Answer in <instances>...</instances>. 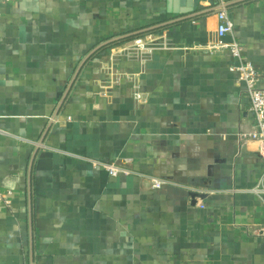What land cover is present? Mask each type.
I'll list each match as a JSON object with an SVG mask.
<instances>
[{
	"label": "crops",
	"instance_id": "crops-1",
	"mask_svg": "<svg viewBox=\"0 0 264 264\" xmlns=\"http://www.w3.org/2000/svg\"><path fill=\"white\" fill-rule=\"evenodd\" d=\"M222 1L234 25L223 42L264 76V0L1 4L0 264H264V201L251 192L263 148L242 137L255 116L230 70L239 61L211 50L217 11L148 35L160 45L145 59L121 54L134 41L96 54L55 117L100 44ZM93 161L132 173L111 178Z\"/></svg>",
	"mask_w": 264,
	"mask_h": 264
},
{
	"label": "built area",
	"instance_id": "built-area-1",
	"mask_svg": "<svg viewBox=\"0 0 264 264\" xmlns=\"http://www.w3.org/2000/svg\"><path fill=\"white\" fill-rule=\"evenodd\" d=\"M11 0H0V17H1V4L9 3ZM225 2H221L217 7V19H218V35L220 38L219 43L216 46H212L211 50L213 51H229L231 55L239 61V64L232 67L230 70L232 73L237 74L238 82L244 87L245 92L250 101L251 112L255 116V124L253 130L248 134H243V138H249L254 141L261 143L263 151L262 155L264 157V76L259 73L256 67L248 62L242 60L241 53L242 47L240 43H224L223 39L233 34L234 25L229 20ZM159 43L152 36L148 38H139L134 40L133 45L128 49L123 51L121 54L128 55L134 54L133 57H150L154 54L155 51L159 49ZM107 79L109 83H113L114 79L120 81V75H112L110 68L106 71ZM113 77H112V76ZM115 77V78H114ZM133 80V78H132ZM132 97L138 107L143 106L146 103V98L144 93L141 91L139 81L135 79L133 81V93ZM56 118L52 121L54 122ZM0 134L9 136L5 131L0 130ZM94 167L104 169L108 172L111 178H117L122 175H130L132 172L129 171L126 167L120 166L116 163H106L101 161H93ZM164 182L160 180H154L153 187L155 189H162ZM251 192L264 201V175L257 183L255 187L252 188ZM11 195V193H9ZM3 198V195L0 193V199ZM256 234H263L264 230H258Z\"/></svg>",
	"mask_w": 264,
	"mask_h": 264
},
{
	"label": "water",
	"instance_id": "water-1",
	"mask_svg": "<svg viewBox=\"0 0 264 264\" xmlns=\"http://www.w3.org/2000/svg\"><path fill=\"white\" fill-rule=\"evenodd\" d=\"M244 1H246V0H239V1H236V2H234L232 4H235V3H238V2H244ZM228 6H229V4H227L225 8H227ZM217 10H218V7H214L212 10H207V11H203L201 13H196V14H193V15H190V16H185V17L174 19V20H171V21H166V22H163V23H159V24L148 26V27H144L142 29L131 31V32L126 33L124 35H120L118 37H115L113 39H110V40L100 44L93 51H91L86 56V58L82 61V63L79 65V67H78V69H77L72 81L69 84V87L67 88V91H66V93L64 95V98H63V100H62V102L60 104V107H59L58 111L55 114V117L58 115L61 106L63 105V103H64L66 97L69 95L70 91L72 90V88H73L76 80L78 79L81 71L83 70L84 66L90 61V59H92V57L97 52H99L104 47L109 46V45H111V44H113L115 42H119V41H122V40H125V39H128V38H132V37H137V36H140V35H145V34L153 32V31L160 30V29L166 28L168 26H172V25H174L176 23H179L181 21H185L187 19L193 18V17L198 16L200 14H205V13H208L210 11H217ZM51 126H52V123L49 125V127L47 129V133L50 130ZM43 141H44V138L42 139L41 143H43ZM33 163H34V158L32 159V162H31V165H30L29 182H30L31 176H32ZM29 220H30L31 262L33 263L34 262V258H33L34 257V230H33V199H32L31 182H30V185H29Z\"/></svg>",
	"mask_w": 264,
	"mask_h": 264
},
{
	"label": "trees",
	"instance_id": "trees-1",
	"mask_svg": "<svg viewBox=\"0 0 264 264\" xmlns=\"http://www.w3.org/2000/svg\"><path fill=\"white\" fill-rule=\"evenodd\" d=\"M160 32H162V29H160V30H156V31H153V32L148 33V34H145V35H140V36H137V37H132V38H128V39H125V40H122V41H119V42H115V43H113V44H111V45H109V46L104 47L103 49H101V50H100L99 52H97L96 54H98V53H100V52H102V51H106V50L112 49V48L117 47V46L124 45V44H126V43L132 42V41H134V40H136V39L143 38V37L148 36V35L158 34V33H160ZM96 54H95V55H96ZM95 55H94V56H95ZM94 56H93V57H94ZM93 57H92V58H93Z\"/></svg>",
	"mask_w": 264,
	"mask_h": 264
}]
</instances>
